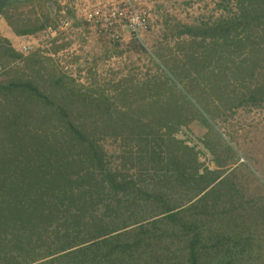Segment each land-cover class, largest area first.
I'll return each mask as SVG.
<instances>
[{"label": "trees", "instance_id": "obj_1", "mask_svg": "<svg viewBox=\"0 0 264 264\" xmlns=\"http://www.w3.org/2000/svg\"><path fill=\"white\" fill-rule=\"evenodd\" d=\"M247 1L239 20L181 30L183 90L167 74L98 96L0 81V264H264V184L202 114L264 105V0ZM200 117L217 169L174 137Z\"/></svg>", "mask_w": 264, "mask_h": 264}, {"label": "built area", "instance_id": "obj_2", "mask_svg": "<svg viewBox=\"0 0 264 264\" xmlns=\"http://www.w3.org/2000/svg\"><path fill=\"white\" fill-rule=\"evenodd\" d=\"M247 3V0H47L49 21L41 30L16 33L7 26V33L11 48L20 55L18 65L30 55L48 57L67 77L88 89L98 92L100 88L105 94H112V87L129 78L126 71L118 74L117 68H128L138 60L131 55L134 45L146 52L142 62L158 61L146 42L150 22L158 26L164 17H170L184 27L212 26L241 19ZM37 16L42 18L40 13ZM102 45L110 49L103 57L98 52V46ZM98 63L103 66L98 67ZM178 131L200 154L203 147L188 134L189 130L181 126Z\"/></svg>", "mask_w": 264, "mask_h": 264}, {"label": "rangeland", "instance_id": "obj_3", "mask_svg": "<svg viewBox=\"0 0 264 264\" xmlns=\"http://www.w3.org/2000/svg\"><path fill=\"white\" fill-rule=\"evenodd\" d=\"M46 2L47 0H31L29 3L27 2L7 8L6 11L10 18L8 22L2 19L0 21V40H5L7 45L11 47L7 26L12 27L14 30V26L18 24L38 26L41 25V23L45 24L48 22L49 10L48 7H46ZM38 13L42 15V18H38ZM183 28V25L178 24L170 17H164L163 23L158 26L155 22H150L145 34L146 42L158 61L151 60L149 62H142L141 58H145L144 54H146V52L142 51L140 47L134 46L131 55H134V57L137 56L136 59L138 60H136L134 65L128 68L118 67L116 72L122 74L126 71L128 77L133 76V79H136V81L144 79L150 74H154L161 81H164L163 75L167 74L183 90L179 83L180 80L177 79H180V77L176 73L177 77L171 74L173 73L172 67L174 64L178 65L180 69L184 64L185 58L179 53L178 47H181L180 51H182L184 47L192 45V41L194 40L192 38L193 36L181 33ZM18 58H20V55L17 52L16 56L5 54L0 44V81H30L37 84L43 91L48 93L52 89L53 82L57 79H62L67 89H74L76 91L81 90L84 93L90 92L92 95L98 94L97 91L88 89V87L82 83L67 77L50 58L40 55H30L24 59L22 65L16 63ZM42 59L47 60L43 61ZM116 83L117 82H115L113 86ZM86 106L89 107V105L84 104L82 101L77 103V107L82 108L83 111L81 116L87 114L84 112L89 111L85 109ZM202 114L214 129H216L223 140L235 149L240 156V162L245 163L246 166L254 172L259 182L264 184V105L238 109L235 114H230L229 118H216L215 121L211 120L205 113L202 112ZM182 126L189 130L188 134L190 133L201 143L203 150H201L202 153L200 151L199 157L203 165L211 169H217V164L214 159L215 156L203 141L208 133V125L204 122L203 118H196L188 125ZM178 133L179 131H176L174 137L189 145L187 142L188 140L179 136ZM102 142L104 147L109 151V155H118L114 151L115 142L112 137L104 138ZM189 146L193 147L191 145ZM193 148L197 150L196 147ZM249 180L250 185H248V187L256 190L258 183L253 179Z\"/></svg>", "mask_w": 264, "mask_h": 264}, {"label": "crops", "instance_id": "obj_4", "mask_svg": "<svg viewBox=\"0 0 264 264\" xmlns=\"http://www.w3.org/2000/svg\"><path fill=\"white\" fill-rule=\"evenodd\" d=\"M47 3V2H46ZM46 7H47V5H46ZM7 10V9H6ZM10 17H9V15H8V12L7 11H5L2 15H0V21H1V19L2 20H4V21H6V22H8V19H9ZM10 21V20H9ZM134 46H136V45H134ZM138 47V46H137ZM137 49H139V48H137ZM110 51V49L108 48V46L107 45H102V46H98V52L101 54V57H103V56H105L108 52ZM132 51H133V49H132ZM131 51V52H132ZM132 57H134V55H132ZM46 58H48V57H46ZM43 61L44 60H47V59H42ZM98 64H100V63H98ZM103 65L102 64H100V65H98V67H102Z\"/></svg>", "mask_w": 264, "mask_h": 264}, {"label": "water", "instance_id": "obj_5", "mask_svg": "<svg viewBox=\"0 0 264 264\" xmlns=\"http://www.w3.org/2000/svg\"><path fill=\"white\" fill-rule=\"evenodd\" d=\"M31 0H0V15H2L8 7L15 4H24Z\"/></svg>", "mask_w": 264, "mask_h": 264}]
</instances>
